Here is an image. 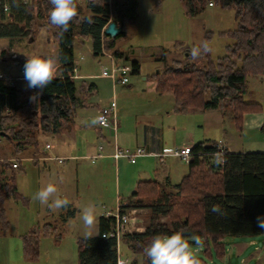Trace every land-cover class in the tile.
<instances>
[{
	"label": "trees",
	"instance_id": "1",
	"mask_svg": "<svg viewBox=\"0 0 264 264\" xmlns=\"http://www.w3.org/2000/svg\"><path fill=\"white\" fill-rule=\"evenodd\" d=\"M182 1L191 16L199 14L210 3L209 0ZM7 3V11L0 5V41H8L10 47L19 40H34L46 28L57 31L59 74L54 73L46 88L33 92L34 101L26 97L29 90L0 88V137L9 140L16 156L27 149H34L36 154L40 149L38 134L50 136L60 132L81 105L78 94L82 87H78L74 78L77 39L91 38L95 57L103 56L104 49H111L110 43L105 44L103 39L104 29L110 22L111 6L108 0H90L84 4L75 0L77 14L63 31L50 22V0H8ZM214 3L234 10L238 21L236 30L224 34L233 41L226 54L216 63L211 60L210 52L203 56L204 63L183 65L175 61L152 79L157 81L160 94L168 90L174 92L177 113L187 114L192 108L217 110L224 117L231 113L242 130L245 114L263 110L259 103L246 102L244 97L248 77L264 76V0H214ZM87 10L91 15L85 13ZM112 10L115 18L123 22L124 30L127 24H136L137 0H113ZM86 18H91V22ZM20 55L3 61L0 57V70L13 68L12 64L23 68L27 56ZM114 55L119 57L120 53ZM131 67L132 72L139 73L138 62H133ZM191 148L189 174L179 184L170 186L151 181L137 185L131 205L149 210L150 223L144 233L129 236L133 253L146 254L145 249L157 234L182 231L192 245L195 244L192 237H200L206 258L223 259L227 253L226 237L264 234V229L257 225V217L264 215V153L225 150L220 162L215 156L219 149L214 142H203ZM8 170L13 172L11 177L6 175ZM14 173L12 163L0 158L2 233L11 229L2 204L18 199L15 185L9 184L15 178ZM213 206L218 211H213ZM115 223V216L102 217L96 237L78 239V264L118 263L117 240L103 237L114 229ZM52 230L49 225L36 227L21 237L27 260H38L40 239ZM206 258L196 260L198 264H208Z\"/></svg>",
	"mask_w": 264,
	"mask_h": 264
},
{
	"label": "rangeland",
	"instance_id": "2",
	"mask_svg": "<svg viewBox=\"0 0 264 264\" xmlns=\"http://www.w3.org/2000/svg\"><path fill=\"white\" fill-rule=\"evenodd\" d=\"M81 3L84 4V1ZM185 9V3L182 0H137L136 24H127L125 36L112 38L107 42L111 45L109 50L111 54L120 53L124 57L120 63L131 66L136 61L141 67L139 73L131 72L129 74L127 86L133 88L131 104H120L121 110H123L120 114V121L127 117V128L130 129L126 132L124 139H122L123 136H120L122 143L127 144V146H122L124 149L134 151L132 145H136V139L132 136L136 135V132H132L136 129L135 118L138 117L144 121L147 118L146 109L153 105H159L143 104L144 102H162L163 108L169 107L166 106L169 105L168 99L166 97L159 98V95L152 91L154 84L145 81V78L152 79V76L160 73V70L163 72L162 69L166 64L171 65L172 59L186 60V55L191 52L192 48L200 50L199 55L194 58V62L204 63L203 56L210 52L211 60L216 63L226 54L227 47L233 42L230 37L224 34L236 30L238 27L234 10L223 9L220 6H206L199 14L191 16ZM56 33L54 28H46L44 33L37 34L34 40L16 41L13 47L9 46L8 41L7 44L0 42V57L2 61L11 59L16 54L51 58L55 62V73L58 74L60 66L55 55L59 50V43L55 39ZM88 44L86 43L83 48L77 47V61H80V57H84V61L80 63L83 66L82 70L86 66L88 72L100 76L103 68H111L109 52L104 49L107 56L95 57ZM205 45L207 51H204ZM12 66H14L13 68L17 67L15 64ZM78 74H80V70ZM119 87L123 86L119 85ZM145 89L148 93L144 92ZM26 97L32 101L35 99L32 91H29ZM244 100L261 103L264 108V76L248 77L247 93ZM92 109L93 107H88V111H83L82 117L92 118ZM165 111L161 112V115L167 116ZM173 116L175 115H171V118ZM176 116L179 120L178 135L181 139L186 138V141H189L188 138L196 137L203 141L219 142V139L223 138L231 149L254 151V149L261 148L260 145L264 147V132L260 129H248L243 132L244 125L242 130L238 128L231 113L226 117L220 111L206 112L204 115L177 113ZM152 117L160 118V114ZM244 117L245 115L243 119ZM75 123L79 127L75 133L76 140L69 144L71 146L73 144V147L78 149L86 139L89 142L94 140L95 131L93 128L84 127V121L79 117ZM167 129L169 128L167 127ZM38 137L40 147H42V144H45V136L39 133ZM51 142L55 147L62 145L65 148L66 146L59 137H54ZM178 148L182 147L173 149ZM12 156H14L12 144L9 140L1 137L0 157ZM179 160L183 162L181 159ZM121 162H123L122 165L118 166L116 161L110 158L102 159L95 165L85 160H69L65 164L52 162L50 163L52 170L40 174V169L35 161H23V168L15 171L14 179L8 180L11 186L15 185L18 199L6 200L2 204L7 213L12 233L0 238V264H77V241L79 237L83 238L96 233V221L94 220L91 226L86 227L81 219L82 212L75 217H67L66 214L69 211L82 210L88 205L95 208L94 213L96 211L97 215L109 213L107 211L116 214L121 209L124 214H128L133 219V224L121 237L122 257L127 259L130 264L134 261L137 264H150L147 254L137 255L129 248V244H131L129 236L145 232L149 225L150 211L145 208L132 207V201H129L131 192L127 188L132 186L137 175L133 172L134 165L129 164L127 160H121ZM98 167L101 170L100 173L97 171ZM8 171L13 174L11 170ZM49 183L56 187L59 195L69 191L75 196L64 198L70 203L69 210L65 207L59 210H61V215H66L67 221L58 226L59 230L50 231L48 235L41 237L38 247L39 257L37 263H33L24 258V252L20 248L21 238L19 235L31 231L32 225L38 227L47 221H53L50 215L55 216L58 209L54 206L42 205L38 199H35V193ZM133 202L136 204V199ZM51 203L52 200L49 199V204ZM126 203L128 205H123ZM162 221L166 220L162 219ZM54 223L57 225V222ZM225 245L227 253L223 259L206 258L203 245L196 246L194 244L192 251L195 258H206L208 264H264V234L226 237Z\"/></svg>",
	"mask_w": 264,
	"mask_h": 264
},
{
	"label": "crops",
	"instance_id": "3",
	"mask_svg": "<svg viewBox=\"0 0 264 264\" xmlns=\"http://www.w3.org/2000/svg\"><path fill=\"white\" fill-rule=\"evenodd\" d=\"M78 1L80 3L84 1L85 3L90 0H78ZM108 1H109L110 6L112 7L113 0H108ZM85 13L87 15H91V12H89L88 10L85 11ZM109 21L110 22L116 21L117 23L120 24V20L115 18L112 9H110V20ZM132 25H135V24H132ZM124 32L125 34H123V36L126 35L127 31L124 30ZM41 33H44V31H42ZM103 39H104V43H107L112 38L103 34ZM0 42L3 44H7V41L3 39ZM77 43L78 45L76 46V49L78 46L83 48L86 43H89L88 44L89 49H91V52L93 53L91 38L88 37L83 40L79 38L76 41V44ZM106 51L109 52V55H112L113 57H115V60L119 65H127V64L120 63L122 62V59H124V57L121 54L119 57H116L114 54H111L109 49ZM58 52L59 51H57L55 57L57 59L56 60L57 63L59 64ZM75 53H76V50H75ZM84 59H85L84 57H80V61H79L80 75H79V78L76 79L78 87H82V89H80V92L78 94L80 101H81V105L78 107L74 117L70 119L67 125L60 132L50 135V136H47L44 134L45 144H42L43 146L40 147V149L38 150L36 154H35L34 149H27L24 152H22L20 155L16 156L14 154V149H13L14 156L5 157V158L0 157L4 160H9L12 163V165L15 160H18L19 167L18 169H15V171L21 170L23 168L22 162L25 160L35 161L38 165V168L40 169L39 170L40 174H44L45 171L47 170L51 171L52 165L50 163L52 162H57L58 164H65L66 161H69V160H76V161L85 160V161H89L92 165H95L102 159H107V158L113 159L112 155L114 154L116 148L124 149L122 146L124 145L127 146L126 143H122V141L120 140V136H123L122 139H124L126 132L130 131V129L127 128V120H126L127 117L126 119L124 118V120L120 121V117H121L120 114L123 111L121 110L120 104H131V98H132L131 95L133 93L132 92L133 88H128L127 85H122L123 86L122 88L120 87L118 88L119 85H114L110 79L102 78L99 75L96 76L93 73L88 72V69L86 66L84 67V70H82L83 66L80 63L83 62ZM76 60H77V57H76ZM175 61H181L183 62V65H188L194 62V58L191 57L190 52H189L186 55V60L183 61L180 59H172L171 64H173V62ZM127 66H130V65H127ZM167 66L168 65L166 64L165 67L162 69V71H164ZM17 68L19 67H15L14 69L17 70ZM58 74H59V71H58ZM145 81L151 84H154L152 85V91H154L157 95H159V98L166 97L168 99L169 105H166V106H169V107L163 108V106L161 105L162 102L153 103L152 101H150L149 103H147L146 101L143 104H150V105L159 104V105H153L150 108L146 109V117L148 119L146 118L144 121H142L141 119L136 117L134 120L136 129H134L132 133L136 132V135L134 134L132 138L136 139V145L135 146L132 145V150H135L137 148H144L148 155L138 158L135 164H132L128 161L129 164L134 165L133 172L137 175L134 183H132V186L127 188L128 191L131 192L130 193L131 197L129 201L132 200V195L135 193L137 185L140 182L157 181L162 184H168L170 186H174V185L179 184L182 181V179L189 174L188 163L186 162L183 163L179 160V158L173 157V156L165 157L162 160L160 157L155 156L156 154H161L165 149H173V148H177L180 146L181 147H189V146L195 147L196 145H199L200 143L210 141V140L203 141L201 139H197L196 137H191V139L188 138L187 140L189 141H186V138L181 139L177 131V129L179 128V120H178V116H176L177 112L174 111L175 110L174 92L172 90H168L164 94H160L157 91L158 84L156 80L151 79V78L149 79L145 78ZM144 92L148 93L147 89H145ZM20 100H22V98H20ZM206 101L209 102L210 98L207 97ZM112 103H116V113H115L116 130H113L112 128H109V127H102L98 124V122L93 123L92 122L93 120H97L98 110L102 107L111 106ZM259 104L261 105V103ZM88 107H93L92 109L93 117L90 119H85L84 117H82V115H83V111H88L87 110ZM163 111H165L167 116L161 115V112L163 113ZM215 111L217 110L203 111L201 108H192L187 113V115L192 114V113L204 115V113L206 112L212 113ZM262 111L263 112L261 113L255 112V113L245 114V117L243 119V125L245 129L243 130V132L247 131L248 129L262 130V127L264 125V108ZM159 114H160V118L156 119L152 117V116L156 117ZM171 115H175V116L171 118ZM78 117L82 121H84L83 123L84 127H88V129L93 128L95 132H94V140L89 142L86 139L81 144V147L80 148L78 147V149H76L73 147V144L71 146V144L69 143L71 141L76 140L75 133H77L76 130H78L79 127L76 125L75 120H77ZM167 127L169 129H167ZM54 137H59L62 143L66 145L65 148L62 145H57L55 147L51 142V139H53ZM219 140H220L219 142L217 141L216 142L211 141V142L216 143L217 146L224 148L230 153H264V147H262L263 145H260L261 148L259 149H254V151H245L244 149L236 150V149L229 148L228 144L223 138ZM47 145L50 146L49 149L46 148ZM100 147L103 148V151H100ZM100 153L104 154V157L97 158L96 160L93 161V158L95 156H98ZM122 163L123 162L119 161V162H116V165L117 166L122 165ZM97 171L99 173L101 172L99 167L97 168ZM9 172L10 171H8L6 174L7 177H11L12 175ZM4 179H6L5 176H4ZM67 196H75V195L70 194L69 191H66L63 194L59 195V192L57 191L55 195H52L50 197V199L53 201L57 197L64 199ZM69 205L70 203H68L65 209L69 210ZM123 205H128V204L126 203ZM93 209L95 210V208ZM79 210L77 209L74 211H69V213L66 215L67 217L68 216L75 217L79 213L82 212V210L80 211ZM107 212L109 213H100L99 215H97V212L95 211L94 220L96 221L97 231L95 234H89L87 236H84L83 238L96 237L99 234V220L102 217H107L108 214L111 213L110 211H107ZM66 215L65 214L61 215V210L58 209L57 214L55 216L50 215L53 221H47L42 225H38V227L43 228L44 226L49 225L50 227L52 226L54 231H57L59 230L58 226L63 225V223L67 221V217L65 218ZM54 222H57V225ZM32 226H33V229L36 228L35 225H32ZM9 233H12L11 229L7 233L0 232V238L7 236ZM23 235L25 234H20L19 237L21 238ZM46 235H48V233ZM20 240H21L20 248L23 250L22 238ZM118 252H119V257H122L121 242L118 244ZM23 256H24V253H23ZM35 263L37 262L35 261ZM76 263L78 264V261Z\"/></svg>",
	"mask_w": 264,
	"mask_h": 264
},
{
	"label": "clouds",
	"instance_id": "4",
	"mask_svg": "<svg viewBox=\"0 0 264 264\" xmlns=\"http://www.w3.org/2000/svg\"><path fill=\"white\" fill-rule=\"evenodd\" d=\"M52 8L49 11V19L53 25L58 26L63 31L69 27V22L76 16L75 0H50ZM90 23L91 18H86ZM205 45L204 51H207ZM198 48H192L190 55L195 58L199 55ZM24 79L27 82V87L32 89L43 90L52 80L56 71L55 62L51 58H45L39 55L27 57L23 66ZM97 123V120H93ZM100 122L102 118H100ZM56 187L49 183L41 187L35 193V199H38L42 205L55 207L60 209L68 205L67 199L55 198L51 204L49 199L52 194L56 193ZM213 211H218L216 206H213ZM81 219L86 227L91 226L94 222V209L92 205L82 209ZM257 225L264 229V215L257 217ZM196 246L202 245L200 237H192ZM193 245L185 237L182 231H177L172 234L161 233L155 235L150 245L145 249L147 256L150 259V264H198V261L193 255Z\"/></svg>",
	"mask_w": 264,
	"mask_h": 264
},
{
	"label": "built area",
	"instance_id": "5",
	"mask_svg": "<svg viewBox=\"0 0 264 264\" xmlns=\"http://www.w3.org/2000/svg\"><path fill=\"white\" fill-rule=\"evenodd\" d=\"M25 1V0H23ZM209 6H215L214 0H209ZM8 0H0V5H3L4 11L9 9ZM26 2V1H25ZM103 55L106 54V51H103ZM111 60V68H103L101 70L100 76L102 78L110 79L114 85H127L129 83V74L132 72V68L127 65H119L115 57L112 55H108ZM75 68H74V78H79V62L75 60ZM23 86V87H22ZM0 88H14L18 90H29L34 92L35 88H28L27 82L24 79V71L23 68H7L5 71L0 70ZM9 111V108L6 107V112ZM116 103H112L111 106L102 107L98 110L97 114V122L102 127H109L113 130H116ZM100 118H102L103 122H100ZM47 149L50 148L49 145L46 146ZM192 148L191 147H182L178 149H165L161 154H156L155 156L160 157L162 160L165 157L173 156L181 159L183 162L189 163L192 157ZM219 151L215 154L218 157L220 162H223L225 149L218 146ZM100 151H103V148L100 147ZM147 152L144 148H137L134 151L129 149H120L116 148L112 158L119 162L121 160H127L132 164H135L140 157L147 156ZM104 157V154L100 153L98 156L93 158V161L97 158ZM61 160V159H60ZM62 161V160H61ZM13 167L18 169L19 164L18 160L13 162ZM108 216H115L116 223L114 229L108 233L104 234V238H115L118 244L121 242V237L124 236V232L133 224V219L128 215L120 212V210L116 214H108ZM107 216V217H108ZM117 264H130L127 259L123 257L118 258Z\"/></svg>",
	"mask_w": 264,
	"mask_h": 264
},
{
	"label": "water",
	"instance_id": "6",
	"mask_svg": "<svg viewBox=\"0 0 264 264\" xmlns=\"http://www.w3.org/2000/svg\"><path fill=\"white\" fill-rule=\"evenodd\" d=\"M123 33H125L123 29V22H120L119 24L116 21H111L104 29V34L111 38H117Z\"/></svg>",
	"mask_w": 264,
	"mask_h": 264
}]
</instances>
